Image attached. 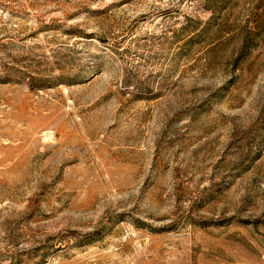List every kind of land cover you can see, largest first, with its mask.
<instances>
[{
    "label": "rangeland",
    "instance_id": "1",
    "mask_svg": "<svg viewBox=\"0 0 264 264\" xmlns=\"http://www.w3.org/2000/svg\"><path fill=\"white\" fill-rule=\"evenodd\" d=\"M0 264H264V0H0Z\"/></svg>",
    "mask_w": 264,
    "mask_h": 264
}]
</instances>
